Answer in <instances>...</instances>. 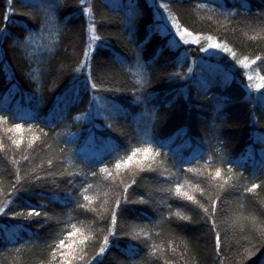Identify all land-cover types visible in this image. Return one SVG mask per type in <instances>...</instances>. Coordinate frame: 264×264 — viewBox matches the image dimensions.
Returning a JSON list of instances; mask_svg holds the SVG:
<instances>
[{"label": "trees", "instance_id": "16d2710c", "mask_svg": "<svg viewBox=\"0 0 264 264\" xmlns=\"http://www.w3.org/2000/svg\"><path fill=\"white\" fill-rule=\"evenodd\" d=\"M262 78L261 0H0V264H264Z\"/></svg>", "mask_w": 264, "mask_h": 264}, {"label": "snow or ice", "instance_id": "6c2138e0", "mask_svg": "<svg viewBox=\"0 0 264 264\" xmlns=\"http://www.w3.org/2000/svg\"><path fill=\"white\" fill-rule=\"evenodd\" d=\"M9 3H11V0H9ZM81 3L83 4L84 3V0H81ZM261 3L264 4V0H261ZM243 6L246 7V5H243ZM161 7H166V6L165 5H161ZM90 10H91L90 8H87V7L85 8V11H90ZM258 15H260V14L258 13ZM7 19H8V17L5 16V20H7ZM173 27L176 29L177 34L180 37V40H182L185 44H187V43L190 42L186 37L192 36L193 34L191 32H188L187 29H184L183 31H181L179 24L176 23L175 20H173ZM90 29L91 30H94V26H90ZM98 39H100V37L93 35V37H92V40L93 41L98 40ZM199 40H200V38H199V36H197V37H195V39H193L191 41V43H199ZM206 40L209 42L208 43V47L209 48H219V49H222L224 51H230L227 48L226 45H221V44H218V43L212 41V38L211 37H206ZM201 51H207V49L206 48H201ZM84 55H85V57H87L88 53L85 52ZM233 57L235 58L234 54H233ZM256 59L259 60L261 58L260 57H257ZM240 63L243 64V61H241ZM172 75L173 76H178L179 74L178 73H173ZM248 79L251 80L252 78L249 77ZM95 87H96V85L95 84H92V88H95ZM257 87L258 88H264V78H262L261 84H259ZM0 119H3V118L0 117ZM16 127L19 128L20 125H17ZM140 151H141V149L134 150L133 153H132V156H135L136 153L137 152H140ZM150 151H151L150 148L143 149V152L145 154V156H144L145 159L148 158V153ZM132 156H129L128 159L131 160L132 159ZM119 166L120 165L117 164V167H119ZM102 171H106V169H102ZM229 171H231V169H229ZM93 175H95V173H93ZM216 176L217 177L220 176V171L219 170H217ZM37 179H40V178L37 177ZM133 183H135V181H133ZM128 187H131V185H128ZM256 187H257V185H253L252 188L247 189V191H253ZM124 192L125 193L127 192V187L124 189ZM84 199L85 200H88V197L85 196ZM187 199L193 201V203H196V201L193 199L192 196H188ZM124 201H125V203H137V201H129L126 196L124 197ZM144 202L145 201L143 199H141L139 201V203H144ZM79 206L80 207H83V205H79ZM210 206L212 208V215L214 216L215 215V209H216V204H215V201L214 200L211 202V205ZM119 207H120V200L117 199V201H116V208L119 209ZM201 207H203V206L201 205ZM203 210H204L205 213H208L209 212V209L208 208H204ZM3 211L4 210L2 208H0V214H2ZM15 215H17V216H23L24 213L18 212V213H15ZM32 216H40V212L39 211H35V210H30L27 213V217H32ZM116 222H117L116 211L113 210V212L111 214V226L109 228L108 235H105L104 236L103 241H102L101 245L99 246L98 251L95 253L94 256L91 257V259L85 261V264H93V261H95V264H102V261L99 260L98 257H103V255L105 254L106 249H107V246L109 245V237L110 236H115V225H116ZM213 227H215V221H213ZM145 239H147V237H145ZM87 241H88V237L87 236H84V238L80 240V244L86 246ZM220 243H221V237L219 236V234H217V236H216V247H217V251H219ZM63 245H64V241L63 240H60L59 241V244L56 245V248H60ZM53 254L55 255V252ZM79 259L80 260H84L85 259L84 255H81L79 257ZM66 264H68V262H66Z\"/></svg>", "mask_w": 264, "mask_h": 264}, {"label": "rangeland", "instance_id": "374dc122", "mask_svg": "<svg viewBox=\"0 0 264 264\" xmlns=\"http://www.w3.org/2000/svg\"><path fill=\"white\" fill-rule=\"evenodd\" d=\"M187 39L190 41L189 43H191V41L193 40V38H191V37H187ZM175 40L178 41V43H179V40H180L179 35H176V36H175ZM181 41H182V40H181ZM189 43H188V44H189Z\"/></svg>", "mask_w": 264, "mask_h": 264}]
</instances>
